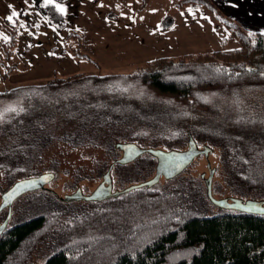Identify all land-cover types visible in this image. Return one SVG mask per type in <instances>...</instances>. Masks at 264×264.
Here are the masks:
<instances>
[{"label":"trees","instance_id":"16d2710c","mask_svg":"<svg viewBox=\"0 0 264 264\" xmlns=\"http://www.w3.org/2000/svg\"><path fill=\"white\" fill-rule=\"evenodd\" d=\"M149 1L140 0L138 9L142 10ZM33 5L48 17L47 21L59 29L65 28V15L54 5L45 7L41 0ZM174 5L178 9L207 7L219 23L239 38L240 46L190 53L180 58L159 57L130 73H74L41 84L0 91V98L8 101L5 108L16 105L0 118V168L7 169L5 165L15 164L21 158L37 161L60 141L79 146L108 125L114 132L124 134L127 132L121 130L133 127L134 122L145 127L142 134L135 131L132 140L122 141L115 136L112 145L121 156L111 162L102 179L109 173L113 181L114 165L137 158L142 165L135 168V174L143 181L94 198L84 197L90 194H83L81 186L74 193L61 194L48 186L57 176L52 166L46 171L52 174L51 178L28 190L34 194L33 207L28 205L30 216L0 230V264L27 263L39 244L51 235L58 240V245L42 264H264V214L219 206L209 196V179L205 174L195 177L185 174V165L193 158L176 159L154 151L175 154L187 150L191 144L201 149L202 141L233 147L239 142L233 138L235 133L241 138V135L253 136L248 134L249 130L261 132L253 124H249V129L243 128L245 125L237 126L236 130L230 127L233 124L223 121L225 115L228 117L234 112L230 99L221 100L217 106L218 121H209L213 115L210 110L203 115V110L196 112V109L200 90L229 92L237 87L264 84V33L254 31L250 36L249 31L224 14L213 0H177ZM172 24L173 19L167 23L166 18L161 23L165 28ZM2 26L10 35L6 41L0 40V51L4 53L0 69L8 68L4 72L0 70V77L5 78L18 68L10 62L19 29L7 19ZM62 52L100 66L83 51L79 32L66 35ZM135 82L141 84L140 92L145 90L142 96L134 90ZM144 93L172 95L185 105L186 109L182 110L187 116L181 121L179 137L169 140L165 132L154 129L158 120H147V114L155 109V103L147 101ZM237 112L232 117L240 119L238 123H247L243 119L248 116L247 111ZM176 120L179 121L178 116ZM217 122L216 127L211 126ZM223 122L231 129L225 131ZM262 127L264 133V122ZM146 128H151L156 135L150 138ZM241 128V132L246 130V135L240 133ZM68 136L75 142L69 141ZM185 142L187 148H184ZM203 145L212 151V145ZM260 151L250 154L251 158L237 159L239 163L231 166L230 172L234 196L217 199L237 197L260 201L263 198L264 201V170H255L250 165L264 157ZM124 157L128 161L124 162ZM44 173L28 174L16 182ZM173 175H178L179 182L172 188L164 190L157 185L161 176ZM213 185L214 178L212 193ZM253 191L262 197H245ZM210 203L218 210L210 211Z\"/></svg>","mask_w":264,"mask_h":264},{"label":"rangeland","instance_id":"374dc122","mask_svg":"<svg viewBox=\"0 0 264 264\" xmlns=\"http://www.w3.org/2000/svg\"><path fill=\"white\" fill-rule=\"evenodd\" d=\"M176 1L177 0H150L144 11L134 14L133 9L141 5L140 0H103L105 8L108 7V5L112 6L113 11L117 15L116 17H113L111 12L105 11V8H87V6H84V8L77 9L75 15L72 13L68 15L70 25L68 28L65 26L64 29L50 27L52 23L45 20L43 18L45 16L36 7H33L32 10H28L24 13L25 16L15 17L19 32L17 45L10 63L17 64L18 68L10 72L7 77H0V91H7L19 85L41 84L48 82L54 77H64L74 73H130L138 70L147 61L155 58L165 56L180 58V56L185 54L209 52L203 50L207 49V46L204 47V45H202L206 43H202V40L192 38L193 36L198 37L199 35H193L191 37V32L189 30L185 32L177 31L181 26V29L197 28L192 27V25H198L199 21L197 19H193L192 21L189 19L188 21H191V24H187L188 21H179L178 27L175 26L171 28L173 32H164L161 28L163 26H160V21L163 19L165 20V18L168 23L170 20H176L177 17L180 16H182L181 18L183 19L191 17L188 11L181 13L182 11L174 5ZM151 9H155V11H151ZM129 10L131 13L127 12ZM195 10H198L196 11V16L199 19H204L203 17H208L207 15L211 14L207 7L201 6V8ZM90 11H92V13ZM166 12L168 15H165ZM201 12L207 15L202 16L200 15ZM181 18H179V20ZM20 21H26V25L21 24ZM64 21L66 25V20L64 19ZM174 25H176V23ZM154 28H156L158 32L153 31ZM74 30L81 34L83 51L97 60L100 66L85 58H77L72 53L62 52V49L65 47L66 35ZM217 31V36H220L221 40L224 38L226 43L224 47L234 48L240 46L239 38L232 34L225 25ZM199 32L201 37L208 36L204 30ZM125 33H129V35ZM115 36H117L119 40L124 39L125 43H128L126 41L130 39V44L134 43L133 38L130 37H136L139 44L138 49L140 50L139 56L145 57L144 61L139 60L141 58L139 56L135 58L136 60L132 57H128L129 55L120 58L119 56L124 54L122 52L115 56L118 58L117 62L112 61L111 59H114L113 55L115 51L114 54H112V50L110 51V49L117 50V53L119 50L133 52L132 49L134 48L131 47L132 49L129 50L130 47L127 44L122 45L124 42H119L116 40ZM198 38L200 39V37ZM208 40L211 39H207V41ZM195 43H200L202 47L199 46L200 48L193 50L195 49L193 48ZM107 47H109V50L103 52ZM182 51H185V53H180ZM165 52H167L168 55L162 54ZM174 53L179 54L174 55ZM0 58H4V53L1 51ZM0 70L4 72L7 71L8 68H1ZM135 85L133 86L134 90L136 92L138 91L139 93L137 94L142 96L141 94L145 90H141L140 92L141 84L135 82ZM106 90L107 89H104V91ZM212 91L214 90H200L196 112L203 110L202 114L204 115V112L210 110L213 115L211 117L212 119L209 121H218L219 118L215 115L218 112L217 106L220 105L221 100L225 98L230 99L232 105L235 107L234 112L228 115V117L225 115L223 121H228L230 124H233V126L230 127L236 130L238 128L237 126L244 125L243 128L247 129L248 127L249 129V124H253L251 126L261 130V132L256 130L257 132L254 131V133L252 132L253 130H249L250 133L248 134L253 136L241 135V138L239 137V133H235V136L231 134L230 136H233L234 139L237 138L236 140L239 141L238 145L233 147L224 148L222 145H219L220 143L218 142L214 144L213 142L206 143L202 141L200 146L201 149L206 148L203 144H210L213 147L212 151H209L208 157L205 153H199L185 165V174L194 177L205 174V178L209 179L210 171H215L213 173V196L215 198H231L234 196L233 185L231 184L233 182L230 174L232 169L231 166L235 167V165L239 163L237 159L244 158V156L251 158L250 154L257 153L260 150V155H264V133H262L263 130L260 128L264 122V84L260 83L237 87L229 92L223 90L217 92ZM144 96L147 101L155 103V109L147 114V120L150 119L151 122L158 120V123L156 126L153 123L150 125H154V129L160 133L165 132L168 139L179 137L182 131L180 127L181 121L184 116H187L183 111L186 109L185 105L172 95H153L144 93ZM7 103L8 101L6 99L0 98V110H3ZM207 103L208 105H205ZM212 105L213 107H211ZM239 109H241V111H247L245 114L248 116L243 117L247 123H238L237 121L240 119L232 117ZM222 113L226 114L225 110H222ZM173 114H175V116ZM177 116L179 118L178 122H176ZM225 122H223V124L226 127ZM218 123L219 122L216 124L212 123L211 126L216 127ZM234 124L236 125L234 126ZM142 125L143 123L134 122L133 127L123 128L121 131L127 132V135L114 132L113 127L110 129L108 125L102 127V130H99L100 132L91 135L88 140H86V143L79 146H72L70 143L68 146V143L60 141L47 149L37 161L21 158L17 160L15 164L5 165L7 169L0 168V224L5 221L9 212L6 205L3 206L4 195L17 183L16 181L22 177L30 176L28 174L46 173V171L52 169V166L56 169L57 176L54 180L48 182L50 183L48 186H50L51 189H55L61 194H66L74 193L76 188L81 186L82 189L80 190L81 192L84 191L83 194H92L99 185L104 182L102 181L103 174L106 172L111 162L116 157L121 156L120 153L114 151V146L112 145V142L116 139L115 136H118V140L122 141L132 140L135 131L139 130L138 132L141 134L143 133V128L145 127ZM230 127L227 126L225 131ZM245 129L243 130L246 131ZM147 131L150 138L153 137V134L156 135L151 128H148ZM239 131L243 135H246L244 131L241 132L242 128ZM68 138H70L69 141L75 142L73 137L68 136ZM145 143L152 144L149 142ZM186 143L187 142H185L184 148L188 147ZM111 146H113V148ZM259 158H261L258 159L259 161L250 162V165H253L252 168L255 170L260 171L261 169V171H263L264 157ZM137 160L136 158L134 161L125 162L128 161L125 159V163L113 166L112 190L117 191L126 185L143 181L142 178L139 179L135 174V168L142 165V161ZM209 166L210 168H208ZM178 182V175H173L172 177L161 176L157 185L167 190ZM81 192L80 194H82ZM257 192L258 191L246 193L245 197L252 196L261 198V193L257 194ZM32 197H34L32 191L27 190L19 194L13 200L11 216L8 222L9 226L23 221L30 216L28 205L29 208L33 207L34 203H31ZM246 200L247 199H244L243 201ZM258 200L263 201V198ZM209 206L211 207L210 211L218 210V208L211 203ZM57 243L58 240H56L53 235L45 238L25 264L44 263L56 248V245H58Z\"/></svg>","mask_w":264,"mask_h":264},{"label":"crops","instance_id":"0c3cea01","mask_svg":"<svg viewBox=\"0 0 264 264\" xmlns=\"http://www.w3.org/2000/svg\"><path fill=\"white\" fill-rule=\"evenodd\" d=\"M213 1L219 6V8L223 11L224 14H226L227 16L236 20L246 31L254 32V31H260L261 29H264V0H213ZM63 4L66 5V12L64 13L65 14V20H66V28H68L70 25V20L68 19V15L70 13L75 15V12L77 9L84 8V6H87V8L88 7L89 8H99V9L105 8V5H103V0H102V2H101V0H66L63 2ZM148 4H149V2L147 3V5L142 10L138 9V7L140 5L136 6L137 8L133 9V13L134 14L135 13H141L142 11H144L146 9ZM9 5H12L20 14L21 13L24 14L26 11L32 10L34 7L33 3H31L30 0H29V3H26L25 0H0V32L5 33L8 37H9V33L3 28L2 24H3V21L6 19V16L8 14H10V12L12 11V9L9 7ZM187 9L188 8L180 9V11H182L181 13L187 12ZM193 9L195 10L198 8H193ZM104 10L111 12L113 17L117 16L115 14V12L113 11V8L111 5H108V7H106ZM112 11H113V13H112ZM196 11H198V10H195V13H196ZM90 12L92 13V11H90ZM127 12L131 13L130 10ZM166 14H167V12L165 13V15ZM81 15H82V12H81ZM187 15H189V14H187ZM190 15H191L190 18H185V19L181 18L182 16L177 17L176 20H173V24L171 25L172 27L169 26L166 28L165 27H161V28L164 30V32H173L171 28H173V25L175 23H176L175 26H177L179 21L183 22V21H188L189 19H191V21L193 19H197L199 21L198 25H192V27H197V28H195V29H181L182 28V26H181L180 29H177V31L185 32V31L189 30L191 32L190 33L191 37L193 35H199L198 37H200V39L198 37H194V36L192 38L196 39V40L197 39L202 40V43L203 42L206 43V44H202V45H204V47L207 46V49H203L204 51H210V50H214V49H217L220 47H224L223 40L220 39V36H217V32H218L217 30H220L221 27L225 24L222 25V23H219L216 20V18L212 15V13L208 14V15L206 13H204V16L207 15L208 17H210V19L208 17H203L204 19H199L196 16V14L193 15L191 12H190ZM179 18H181V19L179 20ZM14 19H15V17H14ZM191 21H188L187 24H191ZM162 22H163V20L160 21V26H161ZM225 27L231 32V30L226 25H225ZM203 30L208 34V36L207 35L204 37L200 36L199 31H203ZM155 32H158V30ZM125 34L129 35V33H125ZM115 38L119 42L120 41L124 42L122 45L127 44L130 47L129 50L132 49L131 47H134L135 49L134 48L132 49L133 52H131V51L128 52V50L125 52H124V50H119V52H117V53H116L117 50L110 49V51L112 50L111 51L112 54H114V51H115V54L113 55L114 59H111L112 61H114V62L118 61V58H116L115 56L120 52L124 53L123 55L119 56L120 58L129 55L128 57H132L135 59L139 56L140 50L138 49L139 44H138V39L136 37H134V36L130 37V38H133V40H134V43H132V44H130V42H129L130 39H127L126 42H128V43H125L124 39L119 40V38L117 36H115ZM207 39H211V40L207 41ZM0 40L4 41L5 39L3 38V36H0ZM195 44L193 47L195 49H193V50H196V48H200L199 47V46H201L200 43H195ZM212 48H214V49H212ZM108 50H109V47H107V49H105L103 52H107ZM126 52H128V53H126ZM183 52L185 53V51H182L180 53H183ZM162 54L168 55L167 52L162 53ZM177 54H179V53H174V55H177ZM139 57H141L139 60L144 61L145 57H143V56H139Z\"/></svg>","mask_w":264,"mask_h":264},{"label":"water","instance_id":"95a60500","mask_svg":"<svg viewBox=\"0 0 264 264\" xmlns=\"http://www.w3.org/2000/svg\"><path fill=\"white\" fill-rule=\"evenodd\" d=\"M157 153H160L161 155H165L168 157H173V158H187L189 161L197 154L199 153H205V155L208 157L210 149L208 147L204 149H199L196 145L191 144L190 147L182 152H176L175 154L173 153H167L163 152L161 150H154ZM123 161H125V157L122 158ZM213 173L214 171H210V176H209V182H208V193L209 196L212 198V200L218 204L219 206H224L228 208H237L241 210H248V211H253L257 213H262L264 214V202L263 201H253V200H246L243 201V199L233 197L231 200L229 199H217L213 196L212 193V179H213ZM52 174L51 173H44L34 179H29V180H23L21 182L16 183L5 195H4V201H3V206L8 205V215L3 222V224L0 226V230L4 227L7 226L10 216H11V208H12V202L13 200L21 193L33 189L35 187H38L39 185L44 184L46 181H48L51 178ZM112 193V179L110 174L108 173L107 176L105 177L104 182H102L99 187L90 195L84 196L86 198H94L98 196L99 194H110Z\"/></svg>","mask_w":264,"mask_h":264},{"label":"snow or ice","instance_id":"6c2138e0","mask_svg":"<svg viewBox=\"0 0 264 264\" xmlns=\"http://www.w3.org/2000/svg\"><path fill=\"white\" fill-rule=\"evenodd\" d=\"M25 2H26V3H29V0H25ZM30 2L34 4V3H36V0H30ZM41 2L44 4L45 7H47V6H49V5H54V7H55L60 13H65V12H66V5L63 4V3H59V2H57V0H41ZM101 2H102V0H101ZM9 7L12 9V11L10 12V14H8V15L6 16V19H7L9 22L15 24V23H16V20L14 19V17H18V16L20 15V13H19V12H18V11L12 6V5H9ZM151 11H155V9H151ZM187 11H188V12H191L193 15L196 14V13H195V10H194L193 7H191V6H189V8L187 9ZM200 15L203 16L204 13L201 12ZM43 18H44L45 20L48 19L47 16H45V17H43ZM208 18L210 19V17H208ZM133 19H134V17H133ZM20 23L26 25V21H20ZM50 27L55 28V27H57V25L52 24V25H50ZM173 27H175V25H173ZM156 30H157V29H155V28L153 29V31H156ZM260 31H261L262 33H264V29H261ZM253 34H254V33H252L251 31H249V35H250V36L253 35ZM0 36H3V38H4L5 40L10 39V37H8V36H7L5 33H3V32H0ZM252 43H255V41L253 40ZM15 107H16V105L9 104V106H8L7 108H4L2 111H0V118L3 117L4 112L10 110L11 108H15ZM21 110H23V109L21 108ZM177 219H179V218L177 217Z\"/></svg>","mask_w":264,"mask_h":264}]
</instances>
